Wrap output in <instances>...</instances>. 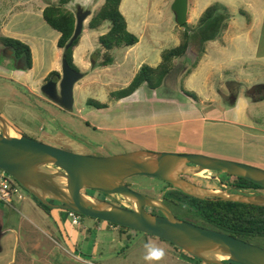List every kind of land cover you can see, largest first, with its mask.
<instances>
[{"label": "rangeland", "instance_id": "374dc122", "mask_svg": "<svg viewBox=\"0 0 264 264\" xmlns=\"http://www.w3.org/2000/svg\"><path fill=\"white\" fill-rule=\"evenodd\" d=\"M60 1L0 0V32L2 26L16 13L27 9H45L50 5H58ZM217 1L189 0L191 17L193 16V8L196 2L198 3L197 13H201V15L198 16V20H194V24L187 23L186 26H179L172 9L175 0H128L125 6L128 23L132 30H136L143 36L139 46L131 50L128 56H125V50L114 52L115 60L108 65L106 71L98 68L103 61L102 54L98 55L97 51H95L92 53L94 58L90 57L92 64L98 62L95 65L97 73L101 71L102 77L104 75L108 76L111 82L109 88H101L100 86L89 84L87 80H80L74 89L73 109L67 111L45 96L40 88L36 91L13 89L11 86L9 87L5 78L0 76V115L21 135L81 155L109 157L139 150L162 153L158 151L160 149H152V147L147 149L142 144H124L121 148L116 144L111 146L110 141H108L110 138L108 133L102 132L101 130L103 129L101 128L95 130L89 126L98 127L104 125L119 126L121 128L138 126L150 124L153 121V114H157L155 115L157 122H163L178 118L179 113L168 114L167 110L165 111L166 108H169L168 104L165 105L163 102L156 101L157 98L155 96L150 99H144L140 95L137 97L141 100L140 102L116 106L115 101L111 100L112 98H97L95 93L108 90L121 91L128 88L129 86L123 87L124 84L129 77L133 76L142 61L146 60L144 65L148 66L155 64L159 60L161 63L162 55L165 51L177 48L181 43L187 42L188 36L193 37L195 35L200 18L205 10L215 4L222 5ZM74 2L82 5L83 0H71L70 4ZM229 2L236 9L245 3L242 0H230ZM206 5L207 7L205 8ZM65 8L74 12L75 18L79 11H85L81 7L80 9L79 6L72 7L67 5ZM238 19L241 18L239 17ZM230 21L226 22V28H228ZM239 25L243 26V23ZM107 26L108 23L102 28L89 30V34L83 33L82 41L88 47L93 48L95 39L108 32ZM224 31L221 32V35ZM136 37L139 40V37ZM207 43L204 44V48L210 50L211 45H207ZM99 46L101 47L100 44ZM1 48L3 46L0 44ZM97 48L101 51V48ZM201 49H197L196 53L201 55L203 50ZM213 54L215 52L213 53L211 49L210 55ZM201 57L198 58L196 65L189 69L190 72L196 69ZM223 57L225 58V55L220 53L222 61ZM0 62L3 65L9 63L7 57L3 56H0ZM79 87L82 88L80 89ZM165 94L163 91L160 95L165 96ZM88 100L107 103L111 111L107 109L98 110L90 106ZM110 101H112L111 106L110 104L108 105ZM114 106L116 107L113 109ZM261 111L264 112V106ZM197 128L199 129V126ZM217 128L218 132L223 133L224 131L228 136L223 134L212 142H204V145L201 146L203 153L200 154L212 158L235 161L256 168L261 166L263 168L260 169L264 170V159L261 160L259 154L261 148H263L262 145L259 144V147H257L253 143L254 138L250 139L242 130H234L233 127H212L207 124L206 131L210 132L211 129L216 130ZM202 129H199L203 132L198 138L203 140L205 138V129ZM214 132L216 133V131ZM110 134L113 133L110 132ZM153 134L154 131L148 129L131 132L128 136L134 140H144L147 136ZM248 144H251L250 148L246 146ZM215 145L218 146L214 148ZM155 148L157 147L155 146ZM158 148L167 147L163 142ZM203 175L209 176L210 174L204 173ZM196 178L204 187L214 186L211 181L204 179L202 176ZM131 181L136 192L155 199L164 200L165 197L167 198L170 194L174 195L177 192L172 190L168 183L150 177H135ZM23 193L26 196V201L23 203L15 202L13 209L7 206H0L5 213L4 224L7 232V235L1 241L0 264H149L144 259L147 253L145 247L147 244L162 249L165 253L160 260L152 261L151 264H184L187 259L203 264L178 247L159 238H153L142 233L121 234L119 229L112 230L110 227L99 229L101 225L96 228L91 227L93 228L92 234L86 232L85 237L79 235L76 244H67L48 227L50 224L46 222H51V220L46 218L37 207H31L32 204L34 205L33 196L25 189H23ZM168 204L177 218L193 224L196 222L191 213L182 207H176L171 203ZM63 217L65 218L66 215L63 214ZM42 219H45L44 223H42ZM92 221L91 219L81 218L80 228L85 227L86 224L91 226ZM128 235L132 237L127 240ZM252 241L254 245L264 248V238H255Z\"/></svg>", "mask_w": 264, "mask_h": 264}, {"label": "crops", "instance_id": "0c3cea01", "mask_svg": "<svg viewBox=\"0 0 264 264\" xmlns=\"http://www.w3.org/2000/svg\"><path fill=\"white\" fill-rule=\"evenodd\" d=\"M103 1L104 0H83L82 5L76 4L75 2L69 4L72 7L79 6L85 10L91 11V16L88 17L84 23L82 34H89V30H91L89 29V23L92 17L100 10V7L103 6ZM127 1L128 0H122L120 11L127 21L128 31L138 36L139 40L138 43L132 47H122L114 50L111 53L113 60H115L113 53L116 51L125 50L124 54L128 56L131 50L139 46L143 37L136 30H132L128 23L125 8ZM229 1L230 0L217 1L226 8L227 12L232 17L224 33L217 40L207 43V45H211V49L215 54L210 55L211 49L206 50L205 48V52L193 72H190L189 69L196 62L197 56L190 46L185 57L174 61L175 69L157 89L152 90L144 84L136 90L134 94L124 99L112 98L111 95L119 90L97 91L95 93L97 98H112L111 100L115 101L116 106H122V104L131 105L133 102H140L141 100L137 98L140 95H142L144 99H150L155 96L157 98L156 101L163 102L165 105L168 104L169 108L165 109L168 114L179 113L178 118L157 122L155 119V115L157 114H153V121L150 124L126 126L123 128L104 125L98 127L91 125L89 127H93L95 130L101 128L103 129L101 130L102 132L108 133L110 135L108 141H110L111 146L116 144L121 148L124 144H142L146 146L147 149L152 147V149H160L158 150L159 152H176L181 154L203 153L201 146L204 145V142H212L223 134L228 136L224 131L223 133L218 132V128L216 130L211 129L210 132H207V124L212 127H233L234 130H242L250 139L254 138L253 143L257 147H259V144L262 145L263 148H261L259 154L260 159H264V112L261 111L264 106V0H242V2L245 3L238 9L231 6V2ZM206 7L207 5L205 8ZM43 10L44 8H40L39 10L27 9L18 12L1 28V38L19 40L27 44L32 52V68L29 70L23 67H13L9 63L3 65L2 62H0V76L5 78L9 87L11 86L13 89L36 91L42 88L47 78L52 73L56 72L61 75L64 54L63 50L58 47L61 34L47 24L43 17ZM197 11L198 3L196 2L193 8V16L191 17L188 2L187 23H195L194 20L201 15V13L198 14ZM239 17L241 19H238ZM241 23H243V26L239 25ZM105 24L98 28H102ZM107 29H109V25ZM82 34L79 44L73 51L74 64L84 75L81 80H87L91 85L107 89L111 86L108 76L104 75V77H102L100 74L101 71L97 73L95 65L98 62L92 64L90 61V57L94 58L92 53L95 51H97L98 55L104 53V50L99 46L100 38L95 39V44L93 42V48H91L82 41ZM97 47L101 48V51ZM3 49L4 48L0 49V56H2ZM220 53L225 55L223 61L220 58ZM10 55H14L12 50H10ZM7 59L10 62L8 57ZM145 61L146 60L139 64L133 76L127 79L123 87H127L132 83ZM159 65L160 60L156 61L155 64H150L152 68H156ZM98 68L102 71H106L108 66H100ZM75 86H77V84ZM79 88L81 89L82 87ZM163 91L166 93L165 96L160 95ZM185 91L194 94L197 99L186 94ZM112 101H110L108 105L110 104L111 106ZM101 103L107 105V103ZM116 106H114L113 109ZM105 109L111 111L109 106ZM197 126H199V129H205V138H203V140L199 139L203 131H200ZM148 129H152L154 134L147 136V138L145 137L146 139L144 140H134L128 136L131 132ZM214 131H216V133ZM110 132L113 134H110ZM140 136H142V134H140ZM163 142L167 148H158ZM155 146L157 148H155ZM217 146L218 145H215L214 148ZM246 146L250 148L251 144ZM259 167L263 168L261 166ZM25 201L26 197L23 201L19 202L23 203ZM33 202L34 205L32 204L31 207L40 209L35 200ZM0 206H7L13 209V207L1 203ZM43 214L46 218L51 220V222H46L50 224L48 227L54 231L59 238L70 245L76 244L79 235L85 237L86 232L89 233L94 227L96 228L101 225L99 229L108 227L112 230L118 229L109 226L105 222L98 223L96 221H92L91 226L86 224L83 228H80V225L78 227H73L67 211L56 210L51 216L44 212ZM63 214L66 215L65 218ZM4 216L5 213L0 208V225L2 226L3 233L1 241L5 235H7ZM42 221V223H44L45 219H42ZM184 264L198 263L187 259Z\"/></svg>", "mask_w": 264, "mask_h": 264}, {"label": "water", "instance_id": "95a60500", "mask_svg": "<svg viewBox=\"0 0 264 264\" xmlns=\"http://www.w3.org/2000/svg\"><path fill=\"white\" fill-rule=\"evenodd\" d=\"M189 0H175L172 9L179 26L187 23ZM91 11H79L70 49L81 36ZM14 52V50H12ZM84 77L73 70L65 53L61 75L42 87V92L64 110L74 106V87ZM0 171L16 180L44 205L74 212L105 223L150 235L181 249L203 264H264V248L231 235L197 226L177 218L162 199L133 191L126 181L150 177L170 184L199 200H214L264 208V194L235 190H214L186 180L219 172L245 179L264 188V170L247 164L201 154L139 150L109 157L81 155L41 143L18 133L0 115ZM223 183L219 177H211ZM93 191L120 205L91 196ZM56 202V203H52ZM148 209L157 210L155 215ZM2 226L0 225V251Z\"/></svg>", "mask_w": 264, "mask_h": 264}, {"label": "trees", "instance_id": "16d2710c", "mask_svg": "<svg viewBox=\"0 0 264 264\" xmlns=\"http://www.w3.org/2000/svg\"><path fill=\"white\" fill-rule=\"evenodd\" d=\"M70 2L71 0H61L58 5L55 4L48 6L43 11V17L52 29L61 34L58 47L65 53L69 66L73 70L80 72L74 64L73 51L74 48L79 44L81 36L74 42L73 46L66 51V46L73 37L76 26L74 12H71L65 8L70 4ZM121 3L122 0H105V3L101 9L92 17L89 23V29L91 30L97 29L105 23H108L109 25L108 32L99 39V44L104 50V53L102 54L103 61L99 64V66L105 67L113 62L111 53L114 50L122 47H132L138 43V38L128 31L127 21L120 11ZM230 18L231 15L227 12L224 6L215 4L208 7L201 16L193 37L187 35V42L181 43L177 48L165 51L162 55V62L158 67L152 68L148 65H143L129 87L113 93L111 95L112 98H127L134 94L136 90H138L144 84H146L152 90L159 88L168 75L175 69V60L185 57L191 46L197 56V62L198 58H200L205 52L204 44L217 40L221 36V32L226 30V22L229 21ZM186 25L187 23L182 26ZM0 44L3 47L13 48L17 57L24 61L25 69L29 70L32 68V52L31 48L27 44L19 40L1 37ZM200 48L203 49H201V55L196 53V50ZM196 62L192 66H195ZM56 76H59V74L56 72L52 73L47 78L46 82ZM185 93L197 99L194 94L188 93L186 91ZM88 104L96 109L107 108L106 104H102L94 100H89ZM11 179L14 183L22 187L16 180L13 178ZM235 181V187L240 190L257 191L259 189H263L262 187L245 179L235 178ZM87 192L89 191H85V193ZM33 198L37 206L47 215L51 216L52 213L56 211L55 209H52L41 203L34 196ZM166 200L168 203H171L176 207H182L184 210L191 213V216H193L196 221L194 224L197 226L225 233L251 244H253L252 240L255 238H264V208L262 207L232 202L199 200L187 196L179 191L174 193V195L170 194ZM51 202L56 203L53 201ZM149 212L159 214L155 210H150ZM80 217L84 219H91L98 223H103L102 221L85 216ZM107 224L109 226L118 228L121 234L130 233V235H132L131 232L138 234L140 233L132 229L119 227L114 224ZM92 230L89 231V234H92ZM131 237L132 236L128 235L127 240ZM199 262L201 261L199 260Z\"/></svg>", "mask_w": 264, "mask_h": 264}, {"label": "flooded vegetation", "instance_id": "af4514ba", "mask_svg": "<svg viewBox=\"0 0 264 264\" xmlns=\"http://www.w3.org/2000/svg\"><path fill=\"white\" fill-rule=\"evenodd\" d=\"M4 49H3V51H2V56L3 57H8L9 59H10V62H9V64L10 65H12L13 67H23V68H25L24 67V61L21 59V58H18L17 57V55H16V53H15V50L13 49V48H10V47H3ZM10 50H14V55H10ZM54 79V78H53ZM54 80H56V78L54 79ZM50 81V80H49ZM48 81V82H49ZM47 82H45L44 83V85L46 84ZM43 85V86H44ZM42 86V87H43ZM42 89V88H41ZM210 175L209 176H207V177H210V178H204V179H207V180H209V181H211L213 184H214V186L213 187H209L210 189H214V190H227V191H229V192H235V190H240V189H238V188H236L235 187V185H236V181H235V178L236 177H233V176H229V175H226V174H220L219 172H211V173H209ZM211 177H219V179L221 180V182L223 183V186L224 187H221V185H220V183H219V181H217L216 179H212ZM183 178L184 179H186V180H188V181H190V182H192V183H194L195 185H198V186H202V187H204L203 186V184L200 182V181H198V179L196 178V177H194V176H183ZM131 179H133V178H131ZM131 179H129V180H127L126 181V185L130 188V189H132L133 191H135V189L133 188V183H132V181L130 182V180ZM240 179V178H239ZM169 185V187L172 189V190H176V191H179V190H177V189H175V188H173L170 184H168ZM206 188H208V187H206ZM241 191H244V190H241ZM136 192V191H135ZM179 192H181V191H179ZM245 192H256V193H261V194H264V188L263 189H259V190H257V191H245ZM87 194H89V195H91V196H95V197H97V198H99V199H102V200H107V201H109V202H112V203H114V204H117V205H120L116 200H114V199H111V198H109V197H107V196H105V195H103V194H100V193H97V192H93V191H89V192H87ZM188 196V195H187ZM210 200V199H209ZM163 202L165 203V205L171 210V208H170V206H169V204H168V202H167V200H166V197H165V199L163 200ZM148 210H150V209H148ZM151 211H154V209H152ZM155 211H157V210H155ZM159 214H155V215H161V213L159 212V211H157ZM152 213V212H151ZM152 214H154V213H152ZM182 220V219H181Z\"/></svg>", "mask_w": 264, "mask_h": 264}, {"label": "built area", "instance_id": "2783aa9c", "mask_svg": "<svg viewBox=\"0 0 264 264\" xmlns=\"http://www.w3.org/2000/svg\"><path fill=\"white\" fill-rule=\"evenodd\" d=\"M23 188L14 183L9 175L0 171V203L13 207L15 202L25 199ZM68 216L73 227L80 224V215L68 211Z\"/></svg>", "mask_w": 264, "mask_h": 264}, {"label": "clouds", "instance_id": "9594fccd", "mask_svg": "<svg viewBox=\"0 0 264 264\" xmlns=\"http://www.w3.org/2000/svg\"><path fill=\"white\" fill-rule=\"evenodd\" d=\"M147 249V253L144 256L145 261H148L151 264L152 261L160 260L164 255V251L162 249L155 248L151 244L145 245Z\"/></svg>", "mask_w": 264, "mask_h": 264}]
</instances>
